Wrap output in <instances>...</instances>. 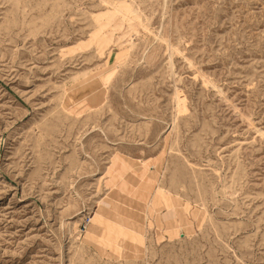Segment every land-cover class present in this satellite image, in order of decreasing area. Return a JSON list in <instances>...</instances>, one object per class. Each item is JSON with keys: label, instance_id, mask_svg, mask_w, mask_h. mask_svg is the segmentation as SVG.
Returning a JSON list of instances; mask_svg holds the SVG:
<instances>
[{"label": "rangeland", "instance_id": "rangeland-1", "mask_svg": "<svg viewBox=\"0 0 264 264\" xmlns=\"http://www.w3.org/2000/svg\"><path fill=\"white\" fill-rule=\"evenodd\" d=\"M0 264H264V0H0Z\"/></svg>", "mask_w": 264, "mask_h": 264}, {"label": "bare ground", "instance_id": "bare-ground-1", "mask_svg": "<svg viewBox=\"0 0 264 264\" xmlns=\"http://www.w3.org/2000/svg\"><path fill=\"white\" fill-rule=\"evenodd\" d=\"M81 89L85 90L84 94L81 95L80 98L81 110H82L84 108V105H86L91 99V94H90L91 90L89 85H86L84 87L82 86ZM69 98L70 97L68 96L67 100L65 101L67 107L69 106L68 105ZM116 159L117 158L110 159V162L105 167L104 172L112 170L115 167V165H117L115 171L116 174L119 175L118 178L120 177V181L117 185H115L114 190L111 189L112 185H110L108 181H104V185L108 187L109 190L110 189L111 190L110 193H107L105 195V197L98 199L99 206L95 213L97 217H99L100 215H105L104 210L106 208L109 211L115 210L116 212H118V215L125 214L126 216L133 217L134 214L132 213V210L135 209L136 205H142L143 218L146 219L149 218V216H153L155 213L158 216L160 210L164 206L172 207V208L176 206L173 210L168 211V214H170L171 216L170 219L172 221H178L179 224L181 222L185 223V219H183L184 216L181 214L179 201L173 198L171 194L166 193L163 188L157 185L158 175H156L155 171L152 170V172H150L148 170L149 163L141 162L139 163V165H136L135 167L131 168L128 166L126 167L124 164H123L124 166H120L119 164H117V161L119 160ZM153 161H154L153 167L158 166L161 162V160H159V164H158L157 161L155 160ZM124 172L126 173L124 174ZM185 208L186 206H184L182 209L184 210ZM78 215L79 212L75 213L71 217V219H74ZM165 215L166 214H164L162 218L161 217H156V218L164 219L166 217ZM90 222H91V217H90ZM101 222L104 221H100V223ZM75 227H76V220H73L71 225L69 226L70 236L72 235V231L70 229L71 228L75 229ZM112 236H113L112 240L115 243L122 245V242L124 241V236L122 233Z\"/></svg>", "mask_w": 264, "mask_h": 264}, {"label": "crops", "instance_id": "crops-1", "mask_svg": "<svg viewBox=\"0 0 264 264\" xmlns=\"http://www.w3.org/2000/svg\"><path fill=\"white\" fill-rule=\"evenodd\" d=\"M146 221V220H145ZM96 224H97V226H99V225H101L102 226V223H100V222H95ZM92 226V225H91ZM90 226V229L91 230H93V231H98V230H100L101 229V227L99 228V227H97V226H95V227H91Z\"/></svg>", "mask_w": 264, "mask_h": 264}, {"label": "built area", "instance_id": "built-area-1", "mask_svg": "<svg viewBox=\"0 0 264 264\" xmlns=\"http://www.w3.org/2000/svg\"><path fill=\"white\" fill-rule=\"evenodd\" d=\"M90 221V218L89 217H87V220H86V223L83 225V228H85L86 227V225L88 224V222Z\"/></svg>", "mask_w": 264, "mask_h": 264}]
</instances>
